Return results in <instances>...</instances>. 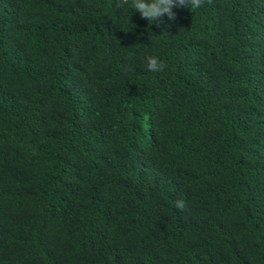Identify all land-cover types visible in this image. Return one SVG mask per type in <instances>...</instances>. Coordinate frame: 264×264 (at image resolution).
Listing matches in <instances>:
<instances>
[{
  "label": "trees",
  "instance_id": "obj_1",
  "mask_svg": "<svg viewBox=\"0 0 264 264\" xmlns=\"http://www.w3.org/2000/svg\"><path fill=\"white\" fill-rule=\"evenodd\" d=\"M115 3L0 0V264H264V0Z\"/></svg>",
  "mask_w": 264,
  "mask_h": 264
},
{
  "label": "clouds",
  "instance_id": "obj_2",
  "mask_svg": "<svg viewBox=\"0 0 264 264\" xmlns=\"http://www.w3.org/2000/svg\"><path fill=\"white\" fill-rule=\"evenodd\" d=\"M212 0H116V8L130 7L132 10L138 11L142 18L152 23L160 17L167 15L169 20H174L176 13L174 7L187 8L191 11L202 8L205 4H211ZM146 70L150 72H161L166 68V63L154 54L146 53L144 58ZM129 66L125 71H132ZM175 207L179 210H184L186 204L180 199L175 202Z\"/></svg>",
  "mask_w": 264,
  "mask_h": 264
}]
</instances>
